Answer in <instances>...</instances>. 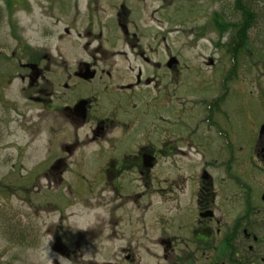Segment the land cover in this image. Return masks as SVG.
I'll list each match as a JSON object with an SVG mask.
<instances>
[{
    "label": "flooded vegetation",
    "instance_id": "1",
    "mask_svg": "<svg viewBox=\"0 0 264 264\" xmlns=\"http://www.w3.org/2000/svg\"><path fill=\"white\" fill-rule=\"evenodd\" d=\"M157 2L77 0L68 55L10 32L0 59L19 100L0 133L27 138L6 162L32 209L11 237L48 243L9 264H264V97L241 85L247 23L218 16L201 29L221 55H184Z\"/></svg>",
    "mask_w": 264,
    "mask_h": 264
},
{
    "label": "rangeland",
    "instance_id": "2",
    "mask_svg": "<svg viewBox=\"0 0 264 264\" xmlns=\"http://www.w3.org/2000/svg\"><path fill=\"white\" fill-rule=\"evenodd\" d=\"M76 1L0 0V53L8 54L15 48V41L10 34L14 28L18 29L20 35L22 34L34 47H47L52 53L58 52L64 55L73 53L74 46L68 42L69 36L63 33V29L82 21L80 18L74 19L77 10ZM156 1L153 0L154 6L158 5ZM148 2L152 4V0H146L147 4ZM239 3L241 4L237 5L235 0H159L161 33L165 35L167 43L174 39L176 49H180L184 55H221L222 48L215 52L210 45L207 44V48L205 47L206 41L202 39V26L205 23L217 22L218 16L225 17L226 21L236 20V22L242 23L247 15L250 19L246 30L247 42H242L239 45L245 50V53H240L241 85L255 86L258 97H254L255 99L252 101L260 103L263 99L259 100V96L264 97V74L261 73L264 67H260V71L255 70L252 74L251 65L253 64L254 68L257 63L264 65V0H243ZM80 7L83 10L82 3ZM171 28H175L177 33L174 34L173 30L168 35L167 31ZM60 35H62V39H59ZM227 36L228 34L225 33L223 43L227 41ZM190 39L191 42H187ZM251 50L253 54H251ZM224 58L226 61L228 55ZM198 60L199 58L196 63ZM5 72V63L0 59V81L3 82L0 84V121L5 115L8 117L13 115L12 110H4L5 104L13 99L19 100L18 81L13 80L11 84L6 83L9 78H6ZM3 125L0 123L2 130L4 129ZM14 126L15 124L12 122L10 124L12 130ZM24 139L27 138L19 130H15L13 134H8L7 131L0 133V263L2 264H9L22 256L36 257L38 249L35 246L39 244L40 247L42 241H45L40 238L35 246H30L27 241L13 244L11 237V228L14 222L20 223L27 214L30 215L32 212L31 208L21 203L19 197L15 198L12 195L13 187L19 185L17 182L20 181L21 175L25 174L12 173L10 164L7 163L8 157L14 155L18 149L12 144L15 146L25 145L26 140L24 141ZM38 139L33 141L32 150L40 149ZM34 203L36 201L32 202V204ZM38 214L43 216L45 212H38Z\"/></svg>",
    "mask_w": 264,
    "mask_h": 264
},
{
    "label": "trees",
    "instance_id": "3",
    "mask_svg": "<svg viewBox=\"0 0 264 264\" xmlns=\"http://www.w3.org/2000/svg\"><path fill=\"white\" fill-rule=\"evenodd\" d=\"M241 1H243V0H235V3H236L237 5H240L241 3H239V2H241ZM242 4L248 5V4H246V3H242ZM243 22H246V23H249V22H250V19H248V16H247V15L245 16V20H244ZM243 37H244V36H241L242 39H243Z\"/></svg>",
    "mask_w": 264,
    "mask_h": 264
},
{
    "label": "clouds",
    "instance_id": "4",
    "mask_svg": "<svg viewBox=\"0 0 264 264\" xmlns=\"http://www.w3.org/2000/svg\"><path fill=\"white\" fill-rule=\"evenodd\" d=\"M48 243V240H45V244H47Z\"/></svg>",
    "mask_w": 264,
    "mask_h": 264
}]
</instances>
